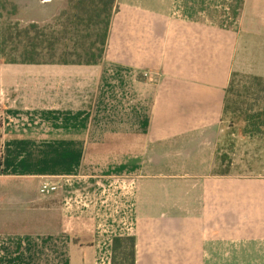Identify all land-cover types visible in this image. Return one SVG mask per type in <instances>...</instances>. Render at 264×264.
I'll return each mask as SVG.
<instances>
[{"label":"crops","instance_id":"crops-1","mask_svg":"<svg viewBox=\"0 0 264 264\" xmlns=\"http://www.w3.org/2000/svg\"><path fill=\"white\" fill-rule=\"evenodd\" d=\"M9 1L24 27L67 5ZM3 23L0 182H26L0 204L61 189L57 225L0 218V264H113L130 236L136 264H264V173L217 171L233 74L264 78V0H117L95 66L8 64Z\"/></svg>","mask_w":264,"mask_h":264},{"label":"trees","instance_id":"trees-1","mask_svg":"<svg viewBox=\"0 0 264 264\" xmlns=\"http://www.w3.org/2000/svg\"><path fill=\"white\" fill-rule=\"evenodd\" d=\"M0 3L4 12L11 6L8 14H17L16 6L9 0ZM116 4L117 0H76L72 3V14L58 22L61 30L57 31L36 23L25 28H19L18 24L3 28V59L8 64L99 65L104 58ZM102 27L103 32L95 35ZM72 28L83 34L76 36ZM89 30L94 31L93 35ZM258 100H264V78L234 73L227 91L224 118L232 116L243 122L244 136H264V106H259ZM113 264H136L134 236L114 239Z\"/></svg>","mask_w":264,"mask_h":264},{"label":"rangeland","instance_id":"rangeland-1","mask_svg":"<svg viewBox=\"0 0 264 264\" xmlns=\"http://www.w3.org/2000/svg\"><path fill=\"white\" fill-rule=\"evenodd\" d=\"M67 5L66 9L61 12V14L56 18V21L51 25H39L41 27H46L48 30H61V27L58 26V22H63L69 15L72 14V3L76 0H66ZM11 6L6 8L4 12V23L3 28L6 30L9 26H13L18 24L15 20L16 15H9V9ZM19 28H25L24 26L19 25ZM73 29V28H72ZM103 32L102 29H98L97 33ZM73 33H77L76 36H81L83 33L78 32L76 29H73ZM94 31L89 30V34L93 35ZM80 45V44H79ZM87 46V44H85ZM9 50V46L7 45ZM257 104L261 107L264 106V100H258ZM223 127V141L224 147L222 150V156L220 157V165L217 169L218 172H229L236 171L241 173H264V136L262 137H249L244 136L242 133V129L244 127V123L241 121H236L232 116H227L224 118ZM2 182H0V187L2 190H6L5 194L10 191L12 188H19L21 185L24 186L26 182L25 179L18 178H7L2 177ZM6 199L4 200L10 201V198L13 197V194L7 193ZM56 196L52 198L45 199L41 196L36 198V202L33 204H29L25 207H19L18 210L12 208L11 204H0V218L5 220H10L12 214H17L20 217H24L26 219L27 212L31 210L34 211V219L36 222H41L43 220L48 221V223L52 226L57 225L59 222L56 207ZM23 199V198H20ZM47 207L50 210L51 216H44V212H47ZM51 208V209H50Z\"/></svg>","mask_w":264,"mask_h":264},{"label":"built area","instance_id":"built-area-1","mask_svg":"<svg viewBox=\"0 0 264 264\" xmlns=\"http://www.w3.org/2000/svg\"><path fill=\"white\" fill-rule=\"evenodd\" d=\"M145 77L149 78V75L144 74ZM60 178L45 176L42 178L39 187V194L44 198H50L61 189Z\"/></svg>","mask_w":264,"mask_h":264}]
</instances>
